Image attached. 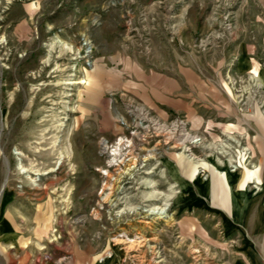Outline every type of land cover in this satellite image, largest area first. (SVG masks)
Returning <instances> with one entry per match:
<instances>
[{
  "label": "rangeland",
  "instance_id": "374dc122",
  "mask_svg": "<svg viewBox=\"0 0 264 264\" xmlns=\"http://www.w3.org/2000/svg\"><path fill=\"white\" fill-rule=\"evenodd\" d=\"M215 167L264 174V0H0V264H229Z\"/></svg>",
  "mask_w": 264,
  "mask_h": 264
},
{
  "label": "crops",
  "instance_id": "0c3cea01",
  "mask_svg": "<svg viewBox=\"0 0 264 264\" xmlns=\"http://www.w3.org/2000/svg\"><path fill=\"white\" fill-rule=\"evenodd\" d=\"M199 175V174H198ZM192 178L191 206L197 212L214 210L226 213V219L221 220L222 226L229 230L226 234L235 239L237 251L229 264H264V174L258 176L254 191L248 186L240 188L241 177L228 174L230 190L225 192L217 176L211 175L210 180ZM186 185V184H185ZM184 183L181 184L183 188ZM229 236V237H230ZM240 238V239H239ZM234 241V240H233ZM78 264H120L116 256L102 262L94 259Z\"/></svg>",
  "mask_w": 264,
  "mask_h": 264
},
{
  "label": "bare ground",
  "instance_id": "6f19581e",
  "mask_svg": "<svg viewBox=\"0 0 264 264\" xmlns=\"http://www.w3.org/2000/svg\"><path fill=\"white\" fill-rule=\"evenodd\" d=\"M84 46H86V45H88V41H87V39H84V44H83ZM66 50H68L69 51V53H71L72 52V49L70 48V47H67L66 48ZM65 50V51H66ZM64 51V50H63ZM86 52V51H85ZM89 51H87L86 53H88ZM48 59L47 60H45L44 61V63L45 64H48ZM134 107V106H133ZM135 108V107H134ZM129 110V109H128ZM136 111V110H135ZM129 112L130 113H132L134 116H136V117H139V116H141L142 118H144L146 115H147V113L145 112V110H142V108L141 109H138V112L137 113H135L133 110H129ZM137 124H140L139 122L137 123ZM178 125L179 124H181L180 125V129H179V132H178V135H175V133H176V131L175 130H177L175 127H176V124H172L171 125V127L169 128L168 126H166V125H164L163 123H161V122H159V121H154V122H152V125L154 126L153 127V131H154V133H155V135L158 137V136H161V137H163L164 139H165V142H172V143H175V145H174V147H177V148H182L185 152H189L190 154H188V156L186 157L187 159H188V161L190 162V163H193L194 165H196L197 163H198V161H195V159H196V157H194V154L192 153V150H191V148H192V146H193V144L194 143H196L197 144V141L199 140V139H197V137L194 135V136H192L189 132H188V130L185 128V124L183 123V122H179V123H177ZM137 126V125H136ZM147 126H145L142 130H143V132L141 133V132H139V133H134V136L135 137H137L138 139H139V141L141 140L142 142H144L145 141V137H146V135H147V133L145 132V131H147V128H146ZM148 127H150V126H148ZM152 127V126H151ZM137 139V140H138ZM121 141H122V139H119V141H118V143H117V145L119 146V145H121L122 143H121ZM128 141V140H127ZM140 141V142H141ZM123 142V141H122ZM128 142H131V141H128ZM107 142H105V141H102V143H101V145H102V150L103 151H105L106 149H108V145L106 144ZM134 143V142H133ZM131 145V144H130ZM134 145V144H133ZM140 145V144H139ZM195 146V145H194ZM112 147V146H111ZM101 148V147H100ZM113 148V147H112ZM132 148V147H131ZM101 150V151H102ZM111 151V153L109 154V153H107L106 152V154H109L110 156H113V155H115V154H118V151L119 150H117V148H116V145L114 146V148L113 149H111L110 150ZM109 151V152H110ZM135 151V150H134ZM127 152V151H126ZM125 152V153H126ZM129 152V151H128ZM120 153V152H119ZM109 155H108V157H109ZM123 155V154H122ZM125 155V154H124ZM152 155V154H151ZM116 157V156H115ZM115 159V158H114ZM114 159H113V161H114ZM119 159V158H118ZM133 160V159H132ZM121 161H123V160H121ZM216 168V170L217 171H222V172H224V175H225V180H226V184H227V186H228V188H229V190H230V186H229V183H228V177H227V173L225 172V171H223V170H220V169H218L217 167H215ZM134 169V166H129L128 168H126V169H124L122 172H121V175H119V177H117V179H115V182H113V183H115L116 185L119 183V179L122 177V174L123 175H130V173L129 172H131L132 170ZM120 171H121V169H120ZM201 171L200 170H197V174H199ZM257 174V173H256ZM114 181V180H113ZM118 182V183H117ZM121 186V185H120ZM120 186H119V184H118V186L116 187V189H120ZM114 190V189H113ZM108 194V193H107ZM112 194V193H111ZM152 195V194H151ZM107 197H108V195H106ZM153 196V195H152ZM110 198V197H109ZM159 212H161L160 210H159ZM159 212H148L149 213V215H154V214H157V215H162L163 214V212L162 213H159ZM123 240V239H122ZM121 241V240H120ZM124 241V240H123ZM123 243H125V241L123 242ZM127 243V242H126ZM134 243V242H133Z\"/></svg>",
  "mask_w": 264,
  "mask_h": 264
}]
</instances>
